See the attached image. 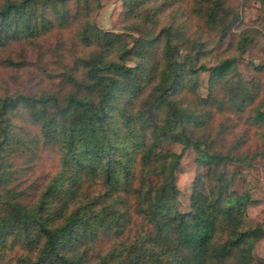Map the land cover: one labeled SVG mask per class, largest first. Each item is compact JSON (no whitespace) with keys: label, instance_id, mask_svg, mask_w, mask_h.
<instances>
[{"label":"trees","instance_id":"16d2710c","mask_svg":"<svg viewBox=\"0 0 264 264\" xmlns=\"http://www.w3.org/2000/svg\"><path fill=\"white\" fill-rule=\"evenodd\" d=\"M231 2L126 0L138 35H125L91 19L98 0H0V64L20 69L15 44L41 51L52 31L69 36L54 52L70 60L59 90L0 94V264H264V225L248 221L256 201L225 169L247 158L264 167V64L244 78L248 33L217 64L200 60L239 19ZM168 142L198 152L188 212L178 207L182 153ZM47 150L48 184L26 186Z\"/></svg>","mask_w":264,"mask_h":264},{"label":"rangeland","instance_id":"374dc122","mask_svg":"<svg viewBox=\"0 0 264 264\" xmlns=\"http://www.w3.org/2000/svg\"><path fill=\"white\" fill-rule=\"evenodd\" d=\"M125 2L126 0H98V4L93 8L91 19L102 29L125 35L128 33L138 35L134 30L136 26L134 20H137V18H132V12L130 14L126 12L128 7ZM130 5H132L131 2ZM230 6L239 12V19L230 25L227 36L221 42H219V30L214 34L215 36L211 35L208 38L207 53L202 54L200 60L207 66L217 64L219 59L226 57L228 53L234 52L230 45L232 39L238 37L241 40V36L248 33V40L253 48L251 51L247 50L243 53L238 65L244 78L247 80L256 78L254 64H264L263 6L259 0H251L250 2L232 0ZM138 11L142 12L141 14L145 12L143 9H138ZM161 18L164 21L166 15ZM220 26H224L222 27V30H224L227 25L221 24ZM159 27L157 26V29ZM191 28V31L195 33L196 27L192 25ZM146 31L142 34H147ZM68 40L69 36L65 32L52 31L37 39L41 51L23 42L15 44L14 50L11 51L13 57L23 60L25 56L24 58L27 61L19 67L20 69L16 66L7 67L0 64V94L17 91L27 93L59 90L61 77L58 74L62 70L63 63L70 62V60L66 49L65 51L62 50L63 55L61 57L55 54L54 51H56L55 46L59 41L67 42ZM235 51L237 52L236 48ZM186 52L187 50L183 49L181 51L182 56ZM20 54L23 56L19 57ZM192 54L197 55L196 51ZM239 54L238 51L237 55ZM258 77L262 80L261 74ZM208 85L209 73L201 72L200 89L203 95L208 94ZM256 140L253 141L256 142ZM253 141L250 143H253ZM166 147L177 153H182L181 166L177 170V184L180 189L178 207L181 211L188 212L191 210V190L197 173L196 160L198 152L192 147L185 148L184 144L175 142L166 143ZM53 154L54 151L47 150L44 155H40L35 160L37 165L32 170L34 172L26 174V186L33 185L34 187L44 188L48 184V179L50 180L51 177L47 176V173L54 169L53 163L56 160ZM19 159L20 157H16V160H18V162L15 160L16 168L17 166L20 167L23 161V159ZM208 169H212V167ZM225 169L230 173H237L234 189H237L240 193L247 189L250 190L252 199L256 201V203L248 206L249 224L252 226L264 225V167L247 158L244 163L229 161L226 163ZM17 174L20 177L25 175L22 171ZM208 184L211 186L215 184L211 175L208 178ZM256 252L264 261V236L256 241Z\"/></svg>","mask_w":264,"mask_h":264}]
</instances>
